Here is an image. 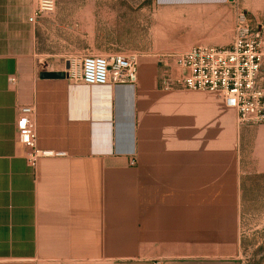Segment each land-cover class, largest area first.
I'll return each mask as SVG.
<instances>
[{"label":"crops","instance_id":"obj_1","mask_svg":"<svg viewBox=\"0 0 264 264\" xmlns=\"http://www.w3.org/2000/svg\"><path fill=\"white\" fill-rule=\"evenodd\" d=\"M38 2L0 0V264L225 257L244 191L264 183V125H240L224 102L212 112L210 100L166 90L154 61H142L133 85L75 84L68 65L43 66L36 26L48 15L30 22ZM257 29L264 88V18ZM168 66L174 76L187 74ZM30 106L38 148L55 154L36 165L18 140L20 109ZM228 123L235 153H227Z\"/></svg>","mask_w":264,"mask_h":264},{"label":"rangeland","instance_id":"obj_2","mask_svg":"<svg viewBox=\"0 0 264 264\" xmlns=\"http://www.w3.org/2000/svg\"><path fill=\"white\" fill-rule=\"evenodd\" d=\"M166 1L167 4L162 3ZM56 3L55 13L36 26L41 35L40 49L46 57L43 66H77L84 55L135 54L140 58L139 67L144 60L154 61L152 68L157 65L166 75L168 65L175 62L171 57L195 45L229 47L233 42L237 8L247 13L254 29L257 18H264V0H235V3L230 0H56ZM190 92L197 95L196 101L210 100L212 112L214 104L223 105L215 93ZM227 132V153H235L229 123ZM254 185L259 188L244 191L242 215L235 223L234 246H228L225 257L212 258L209 264H264V183Z\"/></svg>","mask_w":264,"mask_h":264},{"label":"built area","instance_id":"obj_3","mask_svg":"<svg viewBox=\"0 0 264 264\" xmlns=\"http://www.w3.org/2000/svg\"><path fill=\"white\" fill-rule=\"evenodd\" d=\"M56 7V0H39L30 22L36 23L43 16L55 13ZM262 41L261 31L254 29L247 13L237 8L231 45L224 48L198 44L173 55L171 58L187 74L174 76L168 66L163 86L166 90L179 87L215 93L228 109L237 113L240 125H264V88L258 85ZM139 64L140 58L135 54L84 55L77 66L69 64L67 75L75 84L88 88L133 85L138 79ZM11 84L16 86L17 79L11 78ZM20 113L23 119L18 128V140L27 149L29 162L36 165L42 157L55 156L38 148L35 106L21 108ZM131 164L136 165V161Z\"/></svg>","mask_w":264,"mask_h":264},{"label":"trees","instance_id":"obj_4","mask_svg":"<svg viewBox=\"0 0 264 264\" xmlns=\"http://www.w3.org/2000/svg\"><path fill=\"white\" fill-rule=\"evenodd\" d=\"M43 76L45 78L57 79V78L62 77L63 75L62 74H56V73H44Z\"/></svg>","mask_w":264,"mask_h":264},{"label":"water","instance_id":"obj_5","mask_svg":"<svg viewBox=\"0 0 264 264\" xmlns=\"http://www.w3.org/2000/svg\"><path fill=\"white\" fill-rule=\"evenodd\" d=\"M231 2H233V0H230Z\"/></svg>","mask_w":264,"mask_h":264}]
</instances>
